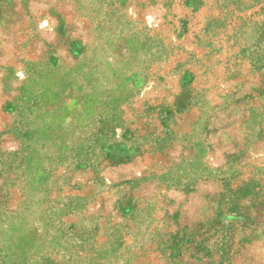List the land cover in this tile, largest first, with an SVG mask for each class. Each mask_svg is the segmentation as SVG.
<instances>
[{
	"label": "rangeland",
	"instance_id": "1",
	"mask_svg": "<svg viewBox=\"0 0 264 264\" xmlns=\"http://www.w3.org/2000/svg\"><path fill=\"white\" fill-rule=\"evenodd\" d=\"M0 264H264V0H0Z\"/></svg>",
	"mask_w": 264,
	"mask_h": 264
}]
</instances>
